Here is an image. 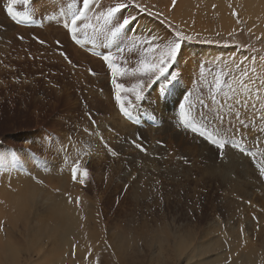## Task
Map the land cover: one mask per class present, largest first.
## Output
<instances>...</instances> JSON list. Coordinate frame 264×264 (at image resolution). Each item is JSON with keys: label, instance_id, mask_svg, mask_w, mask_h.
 <instances>
[{"label": "rangeland", "instance_id": "1", "mask_svg": "<svg viewBox=\"0 0 264 264\" xmlns=\"http://www.w3.org/2000/svg\"><path fill=\"white\" fill-rule=\"evenodd\" d=\"M160 1L136 0L159 12V18L126 7L115 22L133 19L115 40L84 28L89 21L78 22L77 43L63 18L81 8L82 0H30L16 6L28 13L19 20L8 16L7 0H0V193L12 190L23 196L24 205L35 197L25 212L0 199V236L17 253L16 264H233L247 255L264 264V175L258 168L264 159V121L259 119L264 105L241 112L245 126L240 131L249 151L226 147L223 158L181 123L183 107L197 127L215 133V106L200 108L198 100L209 102L211 94L223 100L225 92L231 95L229 84L238 87L236 82L249 76L253 95L248 102L264 101V88L255 95L264 83V0H248L249 6L245 0H176L175 6L172 0ZM101 3L107 0H95L87 15L92 17ZM220 14L228 20L223 25ZM177 30L191 39L181 42L170 74L145 87L144 99L129 108L130 119L125 117L103 56L111 55L117 67L130 71L152 59L144 52L145 40L172 39ZM217 77L222 81L218 93ZM115 79L127 88L140 82L127 73ZM121 98L133 97L121 90ZM198 111L208 114L202 118ZM224 113L223 129L239 128L227 109ZM77 161L81 171L73 182ZM55 211L75 218L80 239L69 247L49 236ZM207 245L209 252L189 258ZM5 263L12 264L0 259Z\"/></svg>", "mask_w": 264, "mask_h": 264}, {"label": "snow or ice", "instance_id": "2", "mask_svg": "<svg viewBox=\"0 0 264 264\" xmlns=\"http://www.w3.org/2000/svg\"><path fill=\"white\" fill-rule=\"evenodd\" d=\"M30 0H7V4L5 6L6 12L9 17L13 20H19L21 18L27 19V12H18L16 11V6L18 4H23L25 6L29 5ZM95 0H82V7L78 10H73L70 13L65 14L63 18V27L70 34L72 40L76 41V33L78 31V22L80 21H89V23H85L84 28H92L94 33H102L109 37L111 40H115L120 37L127 26L131 23L132 17H125L120 22H115L118 14L123 12V10L132 6L139 10V12H146L148 15H155L159 18L161 15L159 12H153L151 8L147 5H142L136 0H107V3H101L100 6L96 9V12L92 17H89L87 13L94 6ZM173 6L176 4V0H172ZM233 15H236L233 12ZM95 20L96 24L93 25L90 23L91 20ZM171 24V22H169ZM191 37L183 34L181 31L177 30L175 32V37L172 39H168L167 37L157 43L155 39H147L143 43L147 45L144 48V52L147 55L152 57L151 61L142 60L138 66L133 67L130 71L127 68L117 67L113 63V57L111 55H104L103 60L106 62L108 69L111 70L112 73V84L116 89V101L120 105L121 113L127 117L131 118V112L129 111L130 107L136 105V102L142 101L144 99L143 89L145 87H150L156 80L160 77H166L170 74L169 70L172 64L176 61L178 54L181 50V42L185 40H190ZM77 43L79 41H76ZM59 44V41H57ZM122 51V49H121ZM65 59H68L65 53H61ZM129 74L132 77L139 78L140 82L134 84L131 88L125 87L121 83L116 82L117 74ZM94 74V73H93ZM241 76L247 75L246 70H241ZM147 78L146 80L144 78ZM251 80V77H248V80H240L237 81L236 84L238 87H233L231 84L228 85V88L231 92L224 93L225 99L217 100L215 94L210 95L209 102H205L204 99H199L198 104L200 108L212 110L213 106H215V119L218 121L217 130L215 133L208 132L206 128L202 129L197 127L194 118H190L189 114L184 111V108L181 107V123L183 124L185 129H191L193 133H199V135L205 138L207 141L211 142V144L219 151V155L221 158L224 156V150L226 147H231L233 149H238L241 153L248 152L249 150L244 146L243 141L244 137L242 132L240 131L244 128V118L241 115L243 109L248 107H258L260 105H264V101H258V104L252 105L248 102V97L252 96V91L247 87L248 82ZM221 79L219 77L216 78L215 82V91L216 93L221 91ZM264 88V83L260 84L256 90L255 95H260V89ZM121 90L129 93L133 98L128 99L127 101L121 98ZM247 92V96H243V93ZM243 96V99L240 97ZM191 107H195V105H191ZM224 109H227V114L231 115L239 124V128L232 126L231 131L228 129H223L224 124ZM261 115L259 117L260 120L264 121V107L260 108ZM208 113L197 112V115H200L202 118L206 117ZM246 115V113H245ZM91 120V116L89 117ZM93 123L94 120L92 121ZM209 124L212 121H208ZM223 129V132H221ZM89 135H96V133L89 132L88 129L84 130ZM264 131V129H262ZM239 133V138L237 134ZM135 147L140 149L141 152H145L146 149L137 142H133ZM105 147L108 148V151L113 157H116L118 153L108 147L105 142ZM264 157V153L261 154ZM259 172L264 175V159H261L258 164ZM80 164L77 161L74 166L71 168V176L73 182L77 180L78 173H80ZM83 176H88L87 169L83 170ZM40 182V181H37ZM82 184L83 180L80 181ZM42 183V182H40ZM78 202V201H77Z\"/></svg>", "mask_w": 264, "mask_h": 264}, {"label": "bare ground", "instance_id": "3", "mask_svg": "<svg viewBox=\"0 0 264 264\" xmlns=\"http://www.w3.org/2000/svg\"><path fill=\"white\" fill-rule=\"evenodd\" d=\"M158 1V0H157ZM170 0H168V2H169ZM184 1V0H183ZM246 1V2H245ZM243 3H248V0H245ZM252 1V0H251ZM161 3L162 2H165V1H163V0H161L160 1ZM159 2V3H160ZM182 2V1H181ZM185 2V4H187L186 3V1H184ZM183 2V3H184ZM191 3H193V1L191 0L190 1ZM183 3H180V4H182V7H183ZM256 3V2H255ZM254 3V4H255ZM263 3V2H262ZM168 4V3H167ZM218 4L220 5V2L218 1ZM246 4H244V5H246ZM249 4V3H248ZM247 4V5H248ZM253 4V3H252ZM251 4V5H252ZM254 4H253V6H254ZM258 4V3H257ZM160 6H161V4H159ZM178 5V4H177ZM176 5V6H177ZM246 5V6H247ZM250 5V4H249ZM248 5V6H249ZM189 6V5H188ZM258 6V5H257ZM256 6V7H257ZM182 7H180L181 8V10H184L185 11V9L186 8H182ZM186 7H187V5H186ZM179 8V7H178ZM177 8V9H178ZM188 8V7H187ZM219 8V7H218ZM221 9V8H220ZM221 10H223V8L221 9ZM257 10V9H256ZM258 10H260V7H259V9ZM186 11H188V9L186 10ZM225 11H226V9H225ZM247 11V10H246ZM255 10H253L252 12H254ZM174 12V11H173ZM172 12V13H173ZM224 12V11H223ZM256 12V11H255ZM258 12V11H257ZM220 13H222V12H220ZM251 13V12H250ZM249 13V14H250ZM260 13H262V12H260ZM174 14V17H175V13H173ZM189 14V13H188ZM252 14V13H251ZM176 15H177V13H176ZM221 15V14H220ZM264 15V14H263ZM222 16V15H221ZM249 16V15H248ZM255 16H256V14H255ZM220 17V16H219ZM252 17H253V14H252ZM177 18L178 17H176V21H174V22H177L178 20H177ZM220 18H222V20L221 21H223V16L222 17H220ZM228 19V18H227ZM174 20V19H173ZM226 20V19H225ZM225 20L223 21V23H222V25L224 24V22H225ZM231 20V19H230ZM229 20V21H230ZM228 20H226V22H227ZM232 21V20H231ZM229 24H230V22H228ZM184 24V23H183ZM186 24V23H185ZM221 25V24H220ZM221 25V26H222ZM226 25H227V27H229V25L226 23ZM186 26V25H185ZM188 27V26H187ZM226 27V28H227ZM231 28V27H230ZM222 29H223V27H222ZM221 29V30H222ZM224 30H225V28L223 29V32H224ZM228 30V29H227ZM226 30V31H227ZM231 30V29H230ZM119 118V117H118ZM120 119V118H119ZM122 122H124L123 120H122ZM120 123V122H119ZM125 123V122H124ZM125 124H127V123H125ZM123 125V124H122ZM126 127H128V126H126ZM125 127V128H126ZM129 128V127H128ZM131 128H133V127H131ZM122 129H123V127H122ZM133 130V129H132ZM152 134V133H151ZM150 134V135H151ZM158 137V136H157ZM155 140V139H154ZM48 178V177H47ZM31 180V179H30ZM19 181V180H18ZM14 182V181H13ZM18 184V183H17ZM23 184V183H22ZM24 186L23 187H25V184H23ZM17 186V185H16ZM18 186H19V184H18ZM37 186V185H36ZM23 187H21V189L23 188ZM1 189V188H0ZM24 189V188H23ZM22 189V190H23ZM42 190H43V188H41ZM2 190V189H1ZM4 190V189H3ZM31 190H33V188L31 189ZM36 190V189H35ZM18 191H19V189H18ZM29 191V190H28ZM28 191H27V188H26V192L28 193ZM5 192H7V191H5ZM20 192V191H19ZM33 192V191H32ZM31 192V193H32ZM40 192H41V190H40ZM8 193H10V192H8ZM12 193L14 194V192H12V190H11V195L9 194V195H7V193L6 194H4L3 192H1L0 193V199H2V200H4L5 202L7 201V200H10L9 202H11L12 204H10V205H13V206H15V207H17V208H20L21 206H23V207H21L22 209L20 210V212L21 211H27V210H25L26 209V206H29V204L31 203V201L33 200V197L34 196H32V200H30L29 201V199L27 200V198L29 197V195H31V194H29L28 195V197H27V195H26V193L24 194L23 193V195H25V197H26V200H27V202L29 201V203L27 204H25L24 205V200L21 198V197H23V196H21L20 194L19 195H12ZM37 193V192H36ZM49 193V192H48ZM18 194V193H17ZM45 194V193H44ZM33 195V194H32ZM47 195H50V194H47ZM10 196V197H9ZM39 197V196H38ZM9 198V199H8ZM35 198V197H34ZM41 198H42V196H41ZM50 198V197H49ZM43 199V198H42ZM3 201V202H4ZM50 201V200H49ZM53 201V200H52ZM1 203V202H0ZM8 203V202H7ZM3 205H5V206H7L8 207V204L6 205L5 203L3 204ZM9 205V206H10ZM47 205V204H46ZM59 205V204H58ZM57 205V206H58ZM60 206V205H59ZM58 206V208H61V207H59ZM64 206H67V205H64ZM42 207V206H41ZM2 208V207H1ZM8 208H10V211H11V213L13 212V210H11V209H13L12 207H8ZM17 208H16V210H17ZM50 208V207H49ZM48 208V209H49ZM63 208V207H62ZM67 208V207H66ZM29 209V208H28ZM32 209V208H31ZM65 209V208H64ZM68 209V208H67ZM3 210H5V209H3ZM9 210V209H8ZM15 210V209H14ZM62 210V209H61ZM61 210H59V211H61ZM10 211H9V215L8 216H10L11 214H10ZM29 211V210H28ZM50 211V210H49ZM1 212V211H0ZM16 212H18V210L16 211ZM24 212H22V213H24ZM53 214H54V210H52L51 211ZM56 212H58V211H55V214H56ZM63 212H64V210H63ZM62 212V214H64V215H62V214H60V216L59 215H57L56 214V217H57V221H54L55 223H56V225L55 226H52L51 228H49L48 229V231H49V236L51 237V238H55V239H60V242H62V244L63 245H65L66 247H69V246H71V244H75V241L76 240H78L79 241V239H80V231H79V229L77 228V225H76V222H75V218L74 217H72L71 215H70V213H68V212H66V213H63ZM4 213H6V212H4ZM19 213V212H18ZM18 213L16 214V215H18ZM21 213V214H22ZM28 213V212H27ZM27 213H25L26 215H27ZM3 214V212H1V215ZM14 214V215H15ZM20 214V215H21ZM5 215H7V214H5ZM15 215V216H16ZM24 215V214H23ZM23 215L21 216V217H23ZM48 215V214H47ZM46 215V218L47 217H49V216H47ZM50 215V214H49ZM14 216V217H15ZM51 217H52V215H50ZM55 216V215H54ZM20 217V218H21ZM50 217V219H51V221H52V218H56V217H52L51 218ZM4 219H5V217H3ZM8 218V217H7ZM19 218V217H18ZM20 218H19V220H20ZM15 219V218H14ZM49 219V220H50ZM7 220V219H6ZM12 220V219H11ZM35 220V219H34ZM8 221H9V219H8ZM16 221V223H17V220H15ZM21 221V220H20ZM25 221V220H24ZM23 221V222H24ZM40 221V220H39ZM11 222V221H10ZM22 221L20 222V223H23ZM26 223H27V221H25ZM41 222V221H40ZM43 222H45V221H43ZM51 223H53V221L51 222ZM10 224V223H9ZM40 224H42V222L40 223ZM13 225V224H12ZM52 225H54V224H52ZM6 226V225H5ZM14 226V225H13ZM15 226H17V224L15 225ZM11 230V229H10ZM80 230H81V228H80ZM13 231V230H12ZM85 231V230H84ZM39 233H40V231H39ZM35 235V234H34ZM88 235V234H87ZM237 235V234H236ZM36 236V235H35ZM84 238V237H83ZM86 238V237H85ZM8 239H9V237H8ZM31 240H32V238H31ZM3 241H5V240H3ZM2 241V238H1V236H0V259H4V261H5V258L7 259V260H10V262L13 264V262L16 260V254L17 253H15V251H13V247H11L10 245H9V242L8 243H5L4 244V242ZM32 241H34V240H32ZM32 241H30V242H32ZM36 242V241H35ZM33 243V242H32ZM56 243V242H55ZM77 243V242H76ZM185 243V242H184ZM78 244V243H77ZM217 244H219V243H217ZM35 245V244H34ZM61 245V244H60ZM234 245V244H233ZM82 246V245H81ZM81 246H80V248H81ZM208 246V245H207ZM211 246V245H210ZM210 246H208V247H205V248H203L204 246H201V248L202 249H198L197 251L196 250H193L192 252H191V254H190V256H189V258L191 257H194V256H196V257H198V256H201V255H203V254H205L206 252H209V249L212 247H210ZM58 247V246H57ZM60 248V247H59ZM15 249V248H14ZM239 249V248H238ZM254 249V248H253ZM231 251V250H230ZM249 251V250H248ZM240 252V251H239ZM238 252V253H239ZM247 251H245V253H246ZM252 253L254 252V251H251ZM251 252H249V254L251 253ZM231 253V252H230ZM243 253V252H242ZM251 253V254H252ZM248 254V252L246 253V255ZM250 254V255H251ZM254 254V253H253ZM225 255V254H224ZM244 255V254H243ZM242 255V257H244ZM258 255V254H257ZM19 256V255H18ZM248 256V255H247ZM245 257V258H241L240 259V261H238V262H236V263H233V264H254V262H253V260H252V258H250L249 256V258L248 257ZM218 259H217V258ZM216 260L217 261H219V257H218V255H216ZM224 257V256H223ZM238 257V256H237ZM255 257V256H254ZM248 258V259H247ZM261 258V257H260ZM263 258V257H262ZM222 259V258H221ZM228 259V258H227ZM253 259H255V258H253ZM238 260V259H237ZM256 260V259H255ZM3 261V260H2ZM202 260H200V262H201ZM7 262V261H6ZM207 263L206 264H209V262L208 261H206ZM214 262V261H213ZM255 263H256V261H255ZM6 264V263H5ZM15 264H16V261H15ZM202 264V263H201ZM205 264V263H204ZM258 264V263H257Z\"/></svg>", "mask_w": 264, "mask_h": 264}]
</instances>
